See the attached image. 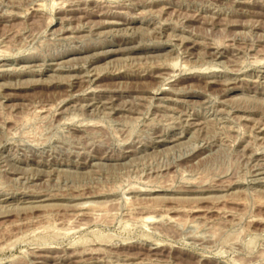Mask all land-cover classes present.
Returning a JSON list of instances; mask_svg holds the SVG:
<instances>
[{"label":"rangeland","instance_id":"rangeland-1","mask_svg":"<svg viewBox=\"0 0 264 264\" xmlns=\"http://www.w3.org/2000/svg\"><path fill=\"white\" fill-rule=\"evenodd\" d=\"M0 264H264V0H0Z\"/></svg>","mask_w":264,"mask_h":264},{"label":"bare ground","instance_id":"bare-ground-1","mask_svg":"<svg viewBox=\"0 0 264 264\" xmlns=\"http://www.w3.org/2000/svg\"><path fill=\"white\" fill-rule=\"evenodd\" d=\"M153 218V217H152ZM150 219V218H149Z\"/></svg>","mask_w":264,"mask_h":264}]
</instances>
